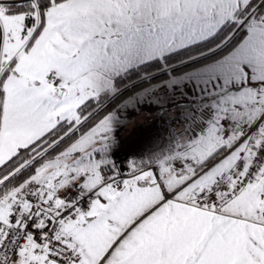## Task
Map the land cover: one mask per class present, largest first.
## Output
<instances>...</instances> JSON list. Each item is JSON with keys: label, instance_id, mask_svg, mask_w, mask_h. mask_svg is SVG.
<instances>
[{"label": "snow or ice", "instance_id": "obj_1", "mask_svg": "<svg viewBox=\"0 0 264 264\" xmlns=\"http://www.w3.org/2000/svg\"><path fill=\"white\" fill-rule=\"evenodd\" d=\"M0 264H264V0H0Z\"/></svg>", "mask_w": 264, "mask_h": 264}, {"label": "rangeland", "instance_id": "obj_2", "mask_svg": "<svg viewBox=\"0 0 264 264\" xmlns=\"http://www.w3.org/2000/svg\"><path fill=\"white\" fill-rule=\"evenodd\" d=\"M240 32L241 31L238 33ZM177 99L180 98L177 97ZM144 112H150L152 114L141 115L138 117L136 123L140 125V127L133 128L132 125H129L127 128H122L119 130L121 140L123 141L121 149H123V147L127 144L140 143L141 138H144L148 135L145 134L146 131L155 127L156 122L159 120H164V122L160 124L161 127H163L162 129L168 132L170 129H175L177 131L183 130L187 123V121L184 119V110L177 109L172 104H164L162 106L154 105L151 108H145Z\"/></svg>", "mask_w": 264, "mask_h": 264}, {"label": "crops", "instance_id": "obj_3", "mask_svg": "<svg viewBox=\"0 0 264 264\" xmlns=\"http://www.w3.org/2000/svg\"><path fill=\"white\" fill-rule=\"evenodd\" d=\"M243 35H244V33L239 38V40L243 37ZM255 115H259V113H255ZM163 122H164V120H159V121L156 122L155 127L147 130L145 134L146 135L148 134V135L146 137H144V138H141V142L140 143L127 144L121 150H127L132 155H135V154L139 153L140 149H142V147H144L146 145H148L151 148L153 140H156V139L166 140L168 131H165V130L162 129L163 127H161L160 123H163ZM180 131H182V130H180Z\"/></svg>", "mask_w": 264, "mask_h": 264}, {"label": "built area", "instance_id": "obj_4", "mask_svg": "<svg viewBox=\"0 0 264 264\" xmlns=\"http://www.w3.org/2000/svg\"><path fill=\"white\" fill-rule=\"evenodd\" d=\"M179 132V131H178ZM150 147L148 145L142 147V149H140L139 153L132 155L129 151L127 150H120L114 153L113 155V159L117 160L119 163V166L126 170V159H130L133 156H140V155H146L149 151Z\"/></svg>", "mask_w": 264, "mask_h": 264}, {"label": "trees", "instance_id": "obj_5", "mask_svg": "<svg viewBox=\"0 0 264 264\" xmlns=\"http://www.w3.org/2000/svg\"><path fill=\"white\" fill-rule=\"evenodd\" d=\"M243 34V31H241L240 33H238L236 40L238 41V39L240 38V36Z\"/></svg>", "mask_w": 264, "mask_h": 264}]
</instances>
